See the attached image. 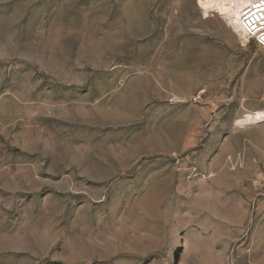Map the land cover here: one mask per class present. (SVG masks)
Wrapping results in <instances>:
<instances>
[{"label": "rangeland", "instance_id": "1", "mask_svg": "<svg viewBox=\"0 0 264 264\" xmlns=\"http://www.w3.org/2000/svg\"><path fill=\"white\" fill-rule=\"evenodd\" d=\"M231 7L0 0V264H264V49Z\"/></svg>", "mask_w": 264, "mask_h": 264}, {"label": "built area", "instance_id": "2", "mask_svg": "<svg viewBox=\"0 0 264 264\" xmlns=\"http://www.w3.org/2000/svg\"><path fill=\"white\" fill-rule=\"evenodd\" d=\"M237 4V18L240 31L247 40H253L264 49V0H228ZM215 9L220 13L217 6ZM223 15V14H222ZM228 21L227 17L225 16ZM201 90L194 100L199 98Z\"/></svg>", "mask_w": 264, "mask_h": 264}, {"label": "bare ground", "instance_id": "3", "mask_svg": "<svg viewBox=\"0 0 264 264\" xmlns=\"http://www.w3.org/2000/svg\"><path fill=\"white\" fill-rule=\"evenodd\" d=\"M231 4H232V7L230 9H228V10L226 9L223 11L224 15H226L227 18H229V20L233 23V27H234L233 29L239 31V34H240L239 36L244 38L243 34L240 31V27H239V23H238L237 4L235 2H231ZM235 33H236V31H235Z\"/></svg>", "mask_w": 264, "mask_h": 264}]
</instances>
